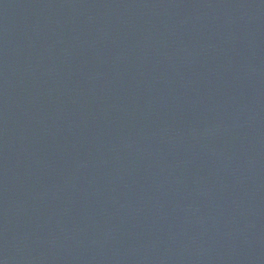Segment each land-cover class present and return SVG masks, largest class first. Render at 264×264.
I'll use <instances>...</instances> for the list:
<instances>
[{"label": "water", "instance_id": "water-1", "mask_svg": "<svg viewBox=\"0 0 264 264\" xmlns=\"http://www.w3.org/2000/svg\"><path fill=\"white\" fill-rule=\"evenodd\" d=\"M0 264H264V0H0Z\"/></svg>", "mask_w": 264, "mask_h": 264}]
</instances>
